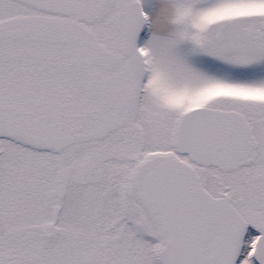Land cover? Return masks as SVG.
<instances>
[{
    "label": "snow or ice",
    "instance_id": "1",
    "mask_svg": "<svg viewBox=\"0 0 264 264\" xmlns=\"http://www.w3.org/2000/svg\"><path fill=\"white\" fill-rule=\"evenodd\" d=\"M0 264H264V0H0Z\"/></svg>",
    "mask_w": 264,
    "mask_h": 264
}]
</instances>
